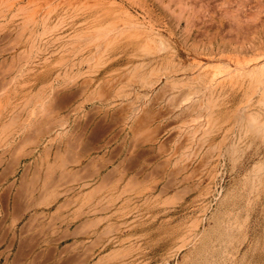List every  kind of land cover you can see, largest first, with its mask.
<instances>
[{"label":"rangeland","instance_id":"374dc122","mask_svg":"<svg viewBox=\"0 0 264 264\" xmlns=\"http://www.w3.org/2000/svg\"><path fill=\"white\" fill-rule=\"evenodd\" d=\"M263 65L264 0H0V264H264Z\"/></svg>","mask_w":264,"mask_h":264},{"label":"bare ground","instance_id":"6f19581e","mask_svg":"<svg viewBox=\"0 0 264 264\" xmlns=\"http://www.w3.org/2000/svg\"><path fill=\"white\" fill-rule=\"evenodd\" d=\"M264 66V65H263ZM261 68V67H260ZM239 69V68H238ZM256 70H258V69H256ZM255 70V71H256ZM247 71V70H246ZM261 72H262V70H260ZM260 71H258V72H260ZM247 72H249V71H247ZM251 73H253V72H251ZM255 73V72H254ZM257 73V72H256ZM232 74V73H231ZM242 74V73H241ZM213 81H214V79H215V77H220L221 76V73H218V74H216V73H214L213 75ZM259 76H261V74L259 75ZM264 77V76H263ZM222 78H224V77H222ZM216 82V81H215ZM219 82V81H218ZM212 86H213V84H211ZM205 90V89H204ZM199 94V93H198ZM203 95V94H202Z\"/></svg>","mask_w":264,"mask_h":264}]
</instances>
